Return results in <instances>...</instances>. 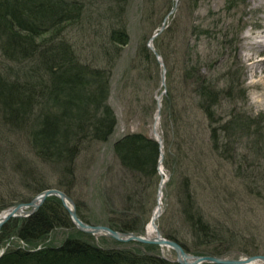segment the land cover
I'll use <instances>...</instances> for the list:
<instances>
[{
    "label": "trees",
    "instance_id": "obj_1",
    "mask_svg": "<svg viewBox=\"0 0 264 264\" xmlns=\"http://www.w3.org/2000/svg\"><path fill=\"white\" fill-rule=\"evenodd\" d=\"M86 1L89 0H0V169L20 173V185L29 193L13 195L7 202H1L0 211L15 203L28 202L51 188L64 192L75 202L71 180L75 177L76 161L87 145L107 141L117 127V118L107 103L109 70L120 57L121 48L129 43L125 23L129 0H107V9L95 14L96 34L104 32L100 36L108 43L107 46L101 43L111 61L107 71L83 63L66 38L68 28L83 25ZM199 1L194 0L196 4ZM239 1L227 0L229 10ZM177 20L162 34L174 45L172 52L179 58L173 66L181 73L178 79L173 76L167 88L162 127L166 133V153L180 165L192 160L199 135V113L206 119L214 150L220 156L230 152L221 141L222 132L234 128L250 135L254 131L238 107L243 93L238 72L225 69L216 72L213 59L209 63L210 56L199 49L203 39L212 40L213 33L195 28L196 41L194 45L188 43L185 51L178 47ZM146 44L137 50L139 61L136 57L131 59L137 69L142 61L157 63ZM154 48L169 60L163 45L156 40ZM227 105L234 106L229 113L222 111ZM113 153L126 177L138 184V189L125 187L121 194L125 198L123 205L119 210L109 211L117 220H110L107 226L122 233H141L145 206L138 203L136 196L139 187H147L156 175L159 146L145 133L133 132L115 142ZM44 166L60 167L64 177L56 186L44 180ZM196 188L187 173L180 190L183 213L201 246H208L218 241L222 228L214 226L212 218L205 214ZM77 214L89 223L79 210ZM123 217H133L135 221L126 222ZM58 229L67 231V235L59 245L49 244L50 235ZM167 237L183 247L176 235ZM92 240V236L74 230L60 201L49 197L31 217L12 219L3 225L0 248L7 246L0 264H178L160 257L154 245H143L148 252L145 253L140 248L104 246V239L100 244ZM228 251L206 248L195 254L224 256Z\"/></svg>",
    "mask_w": 264,
    "mask_h": 264
},
{
    "label": "rangeland",
    "instance_id": "obj_2",
    "mask_svg": "<svg viewBox=\"0 0 264 264\" xmlns=\"http://www.w3.org/2000/svg\"><path fill=\"white\" fill-rule=\"evenodd\" d=\"M228 4L227 0H200L197 4L194 0L128 1L125 23L129 33V43L121 48L120 57L114 63L115 66L109 70L110 90L107 103L117 118V127L107 141H94L87 145L88 147L76 161L75 177L71 180L72 194L77 203L76 205L73 201L76 213L79 210L82 217L89 222H86L87 224L108 227L110 220H117V216L109 211L121 208L125 199L121 194L125 192V187L127 190L138 189V184L126 177L127 174L120 167L114 156L113 147L115 142L127 133L142 132L151 136L157 110L156 97L162 95L168 88L173 76L177 79L181 76L173 66L179 56L172 52L174 45L168 37L162 35L163 33L155 40L159 45H163L166 56L169 55L168 61L164 56L162 57L166 66V88L160 84L164 70L162 65L158 62L153 64L150 61L147 64L142 61L141 67L137 69L134 65L136 63L133 64L131 61L133 57L139 61L138 48L144 42L148 44L150 37L163 25L164 20L175 8V13L168 19V25L171 27L175 20L179 19L177 20L179 21L178 47L186 51L188 43L194 45L197 37L195 28L209 29L213 33V38L203 39L199 47L200 51L205 56H210L209 63L213 59L216 72L218 69L238 72V76L241 77L239 86L243 92L238 107L246 115L245 119H248L249 125H253L250 128L254 134L249 135V132L244 134L240 129L234 130V128L222 132L221 141L228 145L230 152L220 156L214 150L211 132L206 127V119L199 113L201 119L197 127L199 135L196 136L197 142L191 154L192 160L182 161L180 166L172 156L167 155L165 149L166 133L164 134L162 127L165 95L160 108L158 132L164 138L166 164L163 163L165 169L163 176L168 177V182L162 199L163 214L157 219L156 226L160 235L167 239H170L167 235H176L185 251L192 255H197L195 251L199 249L209 248L215 252L228 249L223 257L229 258L264 256V2L240 0L236 7H230L232 10H229ZM107 7V0L86 1L87 16L83 19L82 28H68L65 32L66 38L72 43L83 63L106 71L111 61L105 56L106 52L101 43L105 46L108 43L100 36L104 32L96 34L98 26L94 18L96 12H103ZM91 12L94 14L92 19H89ZM107 27L109 28L108 25ZM170 62H172V74H170ZM255 71H258V74H254ZM231 107L234 108L227 105L222 111L229 113ZM55 167H43L44 180L53 186L64 177L59 171L60 167ZM7 169L5 171L0 169V204L7 202L13 195H29L20 185L22 178L20 173ZM187 173L195 182L199 203L205 214L212 218L214 226L222 228V232L218 234V241L208 246H201L185 221L180 190ZM163 176L159 175L157 166L152 182H149L147 187L145 185L137 190L136 200L145 206L143 212L145 224L142 233H145L157 206L158 186ZM122 220L130 223L135 221L133 217H123ZM67 233L61 229L54 231L49 237V244L59 245ZM92 239L95 244H100V240L104 239V246L123 249L140 248L148 253L142 247L144 244L118 242L106 236H92ZM5 247L3 250L0 248V252H3ZM158 253L160 257L170 260L176 258L173 250L165 249L163 252L158 247Z\"/></svg>",
    "mask_w": 264,
    "mask_h": 264
},
{
    "label": "water",
    "instance_id": "obj_3",
    "mask_svg": "<svg viewBox=\"0 0 264 264\" xmlns=\"http://www.w3.org/2000/svg\"><path fill=\"white\" fill-rule=\"evenodd\" d=\"M176 9L173 8L169 16L164 20L163 25L160 26L158 30L155 31V33L150 37L147 48L152 52L153 56L155 57L158 64L162 65L163 67V74H162V81H160V84H162L163 88L167 87V79H166V66L163 61L162 56H160L154 48V40L162 33H164L168 25V19L171 15L175 13ZM167 94V89L163 92L162 95L156 97L157 102V110L154 116V123H153V131L151 134V139H153L159 146V160H158V172L160 176H163V171H159V166H163L164 162V138L160 136L158 132L159 127V120H160V108H162V101L163 97ZM168 182V177L166 180L160 181L158 186V192H157V206L155 210L152 213V216L150 218V224L152 225V228L155 232V236L152 238H148L145 233H121L118 231H114L106 226L101 225H88L84 223L80 218L78 217L75 209L74 202L70 197H68L64 192L56 190V189H46L39 194H37L35 197H33L30 201L25 203H16L8 207L7 209L3 210L2 212H5V215L2 216V212L0 213V230L3 227L4 224H6L9 220L12 219H19V218H28L42 206V204L46 201L49 197H56L60 200L62 206L65 208L66 212L68 213L71 223L73 225V229L80 231L82 233L88 234L90 236H99V237H109L112 238L118 242H136L139 244L144 245H156L162 250L163 252L165 249L173 250L176 253V258L174 260L167 259L162 256V258L169 260L174 263L178 264H251L253 262H256L257 260H261L264 262V256L258 255V256H241L239 258H229V257H223V256H211V255H192L185 251V249L176 241L167 239L160 235L158 228L156 226L157 219L162 216L163 209H162V199L164 194V188L166 186V183ZM68 205L72 206L70 208Z\"/></svg>",
    "mask_w": 264,
    "mask_h": 264
},
{
    "label": "bare ground",
    "instance_id": "obj_4",
    "mask_svg": "<svg viewBox=\"0 0 264 264\" xmlns=\"http://www.w3.org/2000/svg\"><path fill=\"white\" fill-rule=\"evenodd\" d=\"M263 2H264V0H263ZM258 65V64H257ZM262 67H260V69H261ZM254 74H258V71H255V73ZM159 170L160 171H163V172H165V169H163L162 168V166H159ZM163 180H166V178H164V176H163ZM70 208H72V206H70V205H68ZM3 213V212H2ZM35 214V213H34ZM5 215V212L2 214V216L1 217H3ZM78 215V214H77ZM32 216V215H31ZM30 216V217H31ZM29 218V217H28ZM81 220V219H80ZM83 221V220H82ZM84 222V221H83ZM84 223H86V222H84ZM87 224V223H86ZM88 225H91V224H88ZM111 229V228H110ZM115 231V230H114ZM145 234H146V236L148 237V238H152L153 236H155V232H154V230H153V228H152V225L150 224V222H149V224L147 225V227H146V229H145ZM95 237H99V236H97V235H95ZM2 250H3V248H1ZM4 251H5V249H4ZM4 251L2 252H0V257L3 255V253H4ZM251 264H264V262L263 261H261V260H257L256 262H253V263H251Z\"/></svg>",
    "mask_w": 264,
    "mask_h": 264
}]
</instances>
